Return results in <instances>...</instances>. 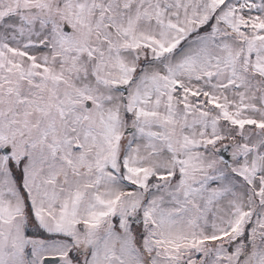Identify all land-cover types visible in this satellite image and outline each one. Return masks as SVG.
I'll return each mask as SVG.
<instances>
[{
    "label": "snow or ice",
    "instance_id": "6c2138e0",
    "mask_svg": "<svg viewBox=\"0 0 264 264\" xmlns=\"http://www.w3.org/2000/svg\"><path fill=\"white\" fill-rule=\"evenodd\" d=\"M0 264H264V0H0Z\"/></svg>",
    "mask_w": 264,
    "mask_h": 264
}]
</instances>
